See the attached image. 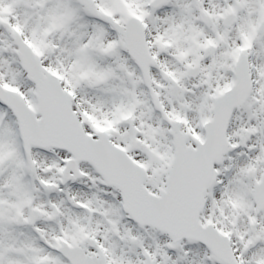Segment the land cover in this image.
Here are the masks:
<instances>
[{
  "label": "rangeland",
  "instance_id": "rangeland-1",
  "mask_svg": "<svg viewBox=\"0 0 264 264\" xmlns=\"http://www.w3.org/2000/svg\"><path fill=\"white\" fill-rule=\"evenodd\" d=\"M9 1L0 0V81L9 86L16 84L20 89L22 83L28 103L34 104L32 88L17 68L16 59L12 57L14 49L8 39L10 30L19 28L41 52L44 65L61 75L64 83L74 90V108L88 130L93 128L91 121L99 122L109 115L112 119L129 106L133 115L126 121L116 120L113 131L108 134L147 170L149 180L156 186V189L150 187L152 192L163 185L168 164L170 140L166 121L174 117L171 112L182 111L177 114L187 123H182L181 129L202 138L200 122L206 114L204 109L214 94L231 83L230 62L236 47L243 43L250 45L245 53L249 57L253 89L248 101L232 117L229 148L216 167L215 182L208 193L202 217L212 219L230 234L242 264H264V212L258 217V246L248 253L241 250L247 236V219L252 215V184L259 179L264 162V34H256L254 30L255 23L264 16V0H169L158 10L143 8V15H140L155 57V70L147 83L142 81L117 37L103 22L107 13L121 21L127 10L138 11L143 0H89L87 6L78 0H17L13 13L4 14V5ZM226 9L235 12L236 21L230 28L221 26L220 16ZM195 62L200 63V75L194 80H185L182 77L184 68ZM158 71L168 72L172 82L163 83ZM79 76L82 79H78ZM1 116L4 119L0 122V156L11 154L12 159L0 181V213L3 216L0 235L9 229L11 211L18 209L25 213L24 202L40 194L38 182L54 179L62 156L55 152V157L34 152L32 157L23 158L16 124L6 111L0 110ZM240 128L249 133L244 148L237 144ZM47 166L51 167L50 171H46ZM85 177L87 179L80 183L96 188L93 176ZM77 186L79 188L72 191V187L60 189L61 192L69 190V198L56 199L54 204L47 202L45 197L39 202L36 198L33 204L43 212L41 223L34 229L24 224L18 230L16 242L12 239L23 251L18 258L7 255L6 244L0 243V264H32L40 256L51 260L50 264H65L46 252V247L32 244L37 240L31 238L30 231L47 234L51 230L54 234H65L69 241L83 232H90L112 264H141V252L153 250L157 251L158 264L207 263L208 256L201 247L163 254L162 238H156L147 230L139 235L140 231L121 219L115 202L116 192L107 190L103 198L98 196L100 193L80 190ZM65 202L88 204L97 208L100 215L93 217L85 210L81 215L70 212L63 217L67 208ZM54 210L58 213L54 226H45L48 219L54 220V212L51 217ZM87 217L91 218L89 224ZM13 231L17 230L10 228L8 239Z\"/></svg>",
  "mask_w": 264,
  "mask_h": 264
},
{
  "label": "water",
  "instance_id": "water-1",
  "mask_svg": "<svg viewBox=\"0 0 264 264\" xmlns=\"http://www.w3.org/2000/svg\"><path fill=\"white\" fill-rule=\"evenodd\" d=\"M122 35L125 36L123 45L130 50L137 63L139 65L145 64L143 60L146 58V55L139 50L143 47L141 37H139L138 43L131 46L130 41L135 40L129 39L125 33ZM22 63L23 67L31 75L30 77L38 84L37 98L40 103L39 112H42L43 124L47 127L46 131L41 133L34 132L32 130L34 126L33 120L30 121L24 116L23 118H19L21 122L20 130L26 147L29 144L37 146L52 145L55 137L62 136L68 141L65 145L72 147L71 151L76 155L77 149L74 146L82 143L80 147L86 151H84V155L89 156L91 161L96 164L99 171L106 178V183H114L121 189L124 208L130 213L132 218L141 224L157 226L158 222L155 220L156 218L167 226V231L176 240L185 236L189 238L198 237L209 241L204 236L203 229L199 228L197 224V215L202 205L204 190L212 179V165L218 160L224 150V133L230 111L244 100L250 87L244 57L236 68L235 76L237 81L235 85L215 101L213 108L215 117L205 126L206 138L204 143H198L197 149L193 150L191 147H185L180 138L175 136V156L168 170L169 174L166 176L167 187L163 190L162 196L164 198L161 202H158L155 197H153L155 199H152L151 196H147V198L139 194L141 191H144L141 184L144 176L130 162H127L123 156L111 155L107 150L104 151L102 149V144L96 146L95 149H98L96 153L84 146L86 142L79 141L76 143L71 139L67 125L61 124L59 119L56 118L59 115L64 121H69L68 113L66 112L62 115L60 113L61 106L57 108L60 101L57 90L52 85L42 81L39 76L41 72L39 67ZM0 98H3V94L1 93ZM65 100L67 101L68 99L66 98ZM62 105L66 107L65 104ZM18 114L19 112H17ZM258 186L255 189V196L256 198H261L262 193L259 194ZM150 215L153 217H150ZM216 252L219 254L218 251ZM65 254H68V252ZM220 254L221 258L226 261V264H234L226 247ZM79 255H81V250H78ZM71 260L73 263L79 264L75 259Z\"/></svg>",
  "mask_w": 264,
  "mask_h": 264
}]
</instances>
